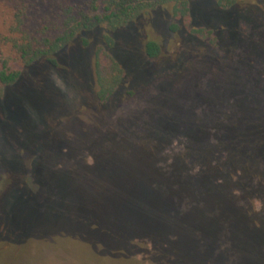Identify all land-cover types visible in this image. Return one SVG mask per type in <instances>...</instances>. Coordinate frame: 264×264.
I'll use <instances>...</instances> for the list:
<instances>
[{"label":"rangeland","instance_id":"374dc122","mask_svg":"<svg viewBox=\"0 0 264 264\" xmlns=\"http://www.w3.org/2000/svg\"><path fill=\"white\" fill-rule=\"evenodd\" d=\"M85 1L0 0V56L20 9L36 28ZM174 22L162 6L117 38L130 84L105 107L94 55L106 29L6 89L0 264H264V0L195 1L191 25L214 41Z\"/></svg>","mask_w":264,"mask_h":264},{"label":"trees","instance_id":"16d2710c","mask_svg":"<svg viewBox=\"0 0 264 264\" xmlns=\"http://www.w3.org/2000/svg\"><path fill=\"white\" fill-rule=\"evenodd\" d=\"M195 1L197 0H86L82 5L59 7L56 15L48 16L45 23L36 28L27 22L28 9H20L10 28L7 52L0 56V99L5 97L7 88L19 83L25 75L41 71V67L37 69L41 64L58 68L63 62V52L74 43L80 42L84 49L89 48L90 39L84 34L106 29L107 32L102 36L104 45L98 46L94 55L97 86L94 98L100 107L107 106L123 97L127 83L130 84L125 68L113 54L117 38L123 36L141 16L162 6H171L175 20L171 26L172 31L176 32L186 26L191 39H216L212 29L192 27ZM214 1L223 11L239 5V0ZM145 52L150 59H157L162 48L157 41L150 40L145 44ZM50 86L37 85L43 90L39 99H42L45 89ZM92 96L90 91L88 95H82L79 108L92 101Z\"/></svg>","mask_w":264,"mask_h":264}]
</instances>
